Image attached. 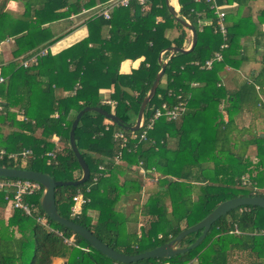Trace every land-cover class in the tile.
<instances>
[{
	"label": "trees",
	"instance_id": "16d2710c",
	"mask_svg": "<svg viewBox=\"0 0 264 264\" xmlns=\"http://www.w3.org/2000/svg\"><path fill=\"white\" fill-rule=\"evenodd\" d=\"M11 1L20 4L19 12L7 7ZM107 1L0 0V42L14 40L11 61L3 63L0 57L4 78L0 83L4 111L0 130L2 126L9 129L4 137L0 133V149L32 150L25 159L15 163L2 160L0 165L47 172L55 180H76L81 169L69 146L72 120L85 106L113 112L122 126L95 111L81 115L74 136L89 179L77 186H57L55 205L60 215L85 226L113 249L137 254L168 242L222 201L262 195L264 52L258 68L248 72V79L229 83L224 75L227 66L237 69L244 64L246 48L261 41L255 36L252 42L243 43V38L247 41L264 33V2L256 8L252 6L255 0H216L225 11L223 35L215 29V14L204 0L173 1L179 17L194 26L197 39L190 52L177 51L169 57L167 48H186L191 36L168 12L165 0H147L145 7L130 0L128 5L114 8L108 19L95 15ZM91 8L93 12L85 19L88 35L51 54L48 47L62 36L52 33L51 23ZM43 49L46 53L37 55L35 63L22 65ZM163 50L161 61L167 60L164 73L143 117L148 119L162 102L170 107L181 100L184 110L175 120L156 119L145 140L138 141L140 130L130 131L129 127L160 69L158 57ZM216 52L221 58L204 67L205 60ZM140 57L136 68L120 71L121 65L125 67L123 61ZM45 70L49 74H42ZM122 86L129 87L132 94ZM105 88L113 106L102 103L100 91ZM56 89L65 90L66 95L57 96ZM11 107L20 110V118ZM244 114L250 119L240 124L238 118ZM114 129L128 136L123 149L112 136ZM53 135L60 137L62 147L50 158L46 153L54 149ZM119 151L125 164L114 161ZM139 164L146 170L144 174L135 168ZM154 174L162 175L141 203L144 178ZM42 190L26 197L34 205L31 215L13 209L4 219L0 212V264H51L54 258L64 259L66 264H230L232 251L253 255L254 264H264V207L244 205L228 211L187 252L121 263L49 219L38 203ZM77 190L90 201L77 217H71L72 196ZM8 204L0 190L1 211ZM41 216L46 217V224L40 222ZM200 233L185 235L177 246L190 245Z\"/></svg>",
	"mask_w": 264,
	"mask_h": 264
},
{
	"label": "water",
	"instance_id": "95a60500",
	"mask_svg": "<svg viewBox=\"0 0 264 264\" xmlns=\"http://www.w3.org/2000/svg\"><path fill=\"white\" fill-rule=\"evenodd\" d=\"M177 3V0H176ZM165 5L168 12L178 20L183 26L189 29L191 40L187 48H178V47H169L166 50L170 52L169 57L172 56L175 52L179 51L182 53L190 52L196 44V30L194 26L186 19H181L178 14V10L174 5L171 4L170 0H165ZM165 50L161 51L164 52ZM158 62L161 64L160 69L156 73L151 86L146 92L145 96L142 98L141 103L139 105L137 115L134 121V124L129 127L130 131L138 130L139 123L141 122L144 109L148 101L153 97L155 90L159 84V81L164 73V69L166 66V61H161V54H159ZM122 89L132 94V90L129 87L122 86ZM87 111H95L103 115L109 121L115 123L118 126H122L121 119L115 115L113 112L107 111L99 106H85L81 110H79L74 119L72 120L70 129H69V146L73 151L80 169L81 176L76 180H55L51 177L47 172L30 170V169H22L15 167H5L0 165V177H12V178H22L29 179L32 181H36L40 183L43 187V190L40 194L38 203L41 210L44 214L51 220L56 221L57 223L65 226L66 228L73 231L75 234L81 236L85 239L88 244L99 250L101 253L111 258L114 261L121 263H132L138 260L146 259V258H170L176 254L184 253L195 247L206 235L211 224L217 220L222 215L226 214L228 211L237 208L239 206L250 205V206H260L264 207V197L260 195H252V196H237L234 198L227 199L219 203L210 213H208L202 220L195 223L194 225L183 229L180 231L174 238L165 242L159 246H156L150 250H146L144 252H140L137 254H125L119 252L112 247L108 246L106 243L102 242L99 238H97L93 232L87 229L85 226L74 222L71 219L65 218L60 215L56 209L55 205V188L57 186L62 185H72L77 186L79 184L85 183L89 179V169L81 156L75 142L74 130L78 124V121L81 115ZM263 135V134H261ZM201 230L200 235L194 240L193 243L186 247H178L177 244L179 241L187 234Z\"/></svg>",
	"mask_w": 264,
	"mask_h": 264
},
{
	"label": "built area",
	"instance_id": "2783aa9c",
	"mask_svg": "<svg viewBox=\"0 0 264 264\" xmlns=\"http://www.w3.org/2000/svg\"><path fill=\"white\" fill-rule=\"evenodd\" d=\"M130 0H108L106 3L102 5V7L95 12V15H101L103 18L108 19L110 17L111 11L119 6H126L128 5ZM140 5L143 7L146 6L147 0H136ZM195 2H200L202 0H193ZM208 5L209 8L215 14V29L219 30L223 35H225L226 29L224 24V16L225 11L224 9L217 3L216 0H204ZM158 20V19H157ZM208 22H211V19H207ZM225 44L221 47L223 48ZM46 53V49L41 50L39 53L31 56L28 59L22 61V65L24 67L28 66L29 64L35 63L37 60V55H42ZM163 52H160L162 54ZM221 58V54L216 52L214 57L211 59L205 60L203 66L209 68L212 65L214 60H219ZM197 64V62H194ZM4 80V78L0 75V83ZM179 99L180 96H177ZM102 103L110 104L113 106L114 101L109 99L108 97L102 98ZM184 110V102L179 100L177 104L168 107L165 102H162L160 108H158L148 119L142 118L141 122L139 123L138 130H140V134L138 137V141L145 140L148 130H150L154 124V121L158 118L164 117L168 120H175ZM0 112H2V106L0 103ZM54 117L58 116L57 112L53 113ZM114 140L117 141L119 144L120 149H123L126 144L128 143V136L122 130H114L112 134ZM52 141L54 144V149L48 151L46 155L48 157H54L55 153L61 149L62 143L60 141V137L53 135ZM120 151L117 153L116 160L120 157ZM32 155V150L29 148H22L19 151L7 152L4 149H0V161L8 160L11 162H17V160L25 159ZM101 169L102 167L99 166ZM135 168H138L142 174L146 172L140 164L137 165ZM242 184H245V180H243ZM40 183L36 181H32L29 179H22V178H12V177H0V190L4 192L5 198L10 201V206L12 209H19L24 212L26 215H31L34 209L33 203L28 200L26 197H29L36 192L40 191L41 189ZM262 195L264 197V188L261 189ZM90 201L89 197H87L83 191L77 190L76 193L72 196V205L70 206V216L77 217L81 211V207ZM42 224H46V217L41 216L39 218ZM234 232H238L236 229ZM69 242L73 241V237L68 239ZM87 250V248H84ZM168 264V263H163Z\"/></svg>",
	"mask_w": 264,
	"mask_h": 264
},
{
	"label": "crops",
	"instance_id": "0c3cea01",
	"mask_svg": "<svg viewBox=\"0 0 264 264\" xmlns=\"http://www.w3.org/2000/svg\"><path fill=\"white\" fill-rule=\"evenodd\" d=\"M173 2V0H172ZM253 4L252 6H255L256 8L258 6H261L264 2V0H255L252 1ZM16 2H9L7 7L10 8L14 12L16 11ZM10 5V6H9ZM97 7V6H96ZM99 8V6H98ZM97 8V9H98ZM99 10V9H98ZM93 12V8L91 9H82L80 12H74L71 13L67 18L61 19L58 21H55L51 23V31L54 35H62L57 41L52 43L48 49L51 52V54H56L63 49L71 46L72 44L76 43L77 41L83 39L88 35V27L87 24L85 23V19ZM94 15V14H93ZM254 17V16H253ZM261 29L264 32V25L261 26ZM68 30V31H67ZM67 31V32H66ZM190 33V31H189ZM260 33L258 32L255 35H252V37H249V39L244 37L243 38V43L245 42H252V38L255 36L260 38V42L257 44H253L247 49L246 55L248 56L247 60L245 61L244 64H242L240 67L237 69L231 68L227 66L226 68V74L224 75L225 82L232 83L233 79L241 81L242 79H248V72L250 71L251 68L257 69L259 64H258V58L264 52V33H262L260 36H258ZM191 36V35H190ZM189 45V44H188ZM188 47V46H187ZM186 47V48H187ZM14 48V40L12 38H6L4 41L0 42V57L3 63H7L11 61L12 56H11V51ZM162 56V54H161ZM143 59V57L137 58L135 60H125L122 62V64L125 65L123 68V65H121L120 71L127 73L130 72L132 68H136L139 65V62ZM162 59V58H161ZM167 61V60H165ZM71 68V67H70ZM69 68V69H70ZM42 74H49V70L42 71ZM163 81V80H162ZM164 82V81H163ZM109 89H101L100 93L103 97H109ZM55 94L57 96H64L66 95V91L63 89H56ZM11 111H15L18 113V117L20 118V110L16 109V107H11ZM4 114V111L0 112ZM239 122L246 123L250 119L248 114H244L241 117L238 118ZM114 130H119V129H114ZM9 132L8 127L2 126L0 133L1 136L4 137L6 134ZM40 131L36 132V135H39ZM264 135V133H261ZM52 140V139H51ZM116 156V155H115ZM114 161L123 163L125 164L120 157H118V160H116V157H114ZM102 167V165H100ZM13 209L11 208L10 204L7 205L6 208H4L2 211L0 209V212L3 214L4 219H6L11 213ZM51 264H66L64 259L61 258H54Z\"/></svg>",
	"mask_w": 264,
	"mask_h": 264
},
{
	"label": "rangeland",
	"instance_id": "374dc122",
	"mask_svg": "<svg viewBox=\"0 0 264 264\" xmlns=\"http://www.w3.org/2000/svg\"><path fill=\"white\" fill-rule=\"evenodd\" d=\"M15 9L16 11L19 12L20 4H16ZM177 10H178V7H177ZM242 124H247V122L242 123ZM161 175L162 174H154L152 177L144 178V187L140 191V194H139L141 198V203L145 201L150 191L157 187V178H159ZM229 256H230L229 257L230 264H254L255 262V258L253 255H248L245 253H239V252L232 251L230 252Z\"/></svg>",
	"mask_w": 264,
	"mask_h": 264
},
{
	"label": "bare ground",
	"instance_id": "6f19581e",
	"mask_svg": "<svg viewBox=\"0 0 264 264\" xmlns=\"http://www.w3.org/2000/svg\"><path fill=\"white\" fill-rule=\"evenodd\" d=\"M173 1H175V0H173ZM170 2L172 3V0H170Z\"/></svg>",
	"mask_w": 264,
	"mask_h": 264
}]
</instances>
